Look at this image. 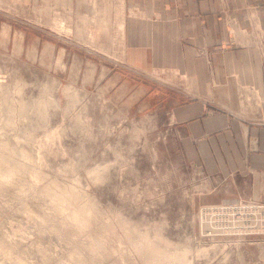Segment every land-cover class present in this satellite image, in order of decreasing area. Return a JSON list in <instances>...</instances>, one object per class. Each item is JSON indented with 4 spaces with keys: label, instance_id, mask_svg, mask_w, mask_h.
Masks as SVG:
<instances>
[{
    "label": "rangeland",
    "instance_id": "obj_1",
    "mask_svg": "<svg viewBox=\"0 0 264 264\" xmlns=\"http://www.w3.org/2000/svg\"><path fill=\"white\" fill-rule=\"evenodd\" d=\"M67 2L0 4V264H264V233L202 228L201 209L255 201L206 194L153 96L164 67L88 52L119 9Z\"/></svg>",
    "mask_w": 264,
    "mask_h": 264
},
{
    "label": "crops",
    "instance_id": "obj_2",
    "mask_svg": "<svg viewBox=\"0 0 264 264\" xmlns=\"http://www.w3.org/2000/svg\"><path fill=\"white\" fill-rule=\"evenodd\" d=\"M31 1L0 0V4L10 7ZM261 3L264 0L64 4L118 7V13L102 15L96 40L92 27L97 25H91L94 42L87 45L91 54L134 55L118 62L136 75L150 65L164 67L159 70L165 71V78L157 81L164 91L153 96L165 103L183 157L209 182L205 192L216 196L214 202L264 203V58L255 40L258 34L264 36V10L256 8ZM4 12L10 14L7 8ZM148 60L149 65L142 64ZM144 92H135L134 102ZM249 246V261L254 262L257 249L250 242ZM258 246L262 253L264 246Z\"/></svg>",
    "mask_w": 264,
    "mask_h": 264
},
{
    "label": "bare ground",
    "instance_id": "obj_3",
    "mask_svg": "<svg viewBox=\"0 0 264 264\" xmlns=\"http://www.w3.org/2000/svg\"><path fill=\"white\" fill-rule=\"evenodd\" d=\"M224 205L223 209H220L219 205L201 209L200 223L203 229H208L217 236L238 234L240 232L246 233L247 231L254 232L253 228H256L260 233H264V204L249 202L246 209L241 202ZM254 205L261 207L262 215L254 212L255 209L251 207Z\"/></svg>",
    "mask_w": 264,
    "mask_h": 264
},
{
    "label": "built area",
    "instance_id": "obj_4",
    "mask_svg": "<svg viewBox=\"0 0 264 264\" xmlns=\"http://www.w3.org/2000/svg\"><path fill=\"white\" fill-rule=\"evenodd\" d=\"M224 206L225 205H220V206H218L220 209H223L224 208ZM242 206H245L244 208L246 209V207L248 208V206L247 205H242ZM253 209H255V211L254 212H256L258 215H262L263 214V212H262V209H261V207L260 206H257V205H254V206H251ZM253 228V227H252ZM255 231V233L258 231V230H256V228H253ZM247 232H249V233H251V234H253L254 232L253 231H247Z\"/></svg>",
    "mask_w": 264,
    "mask_h": 264
}]
</instances>
